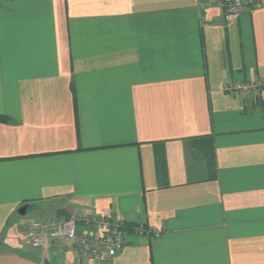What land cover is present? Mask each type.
Returning <instances> with one entry per match:
<instances>
[{"label": "crops", "instance_id": "0c3cea01", "mask_svg": "<svg viewBox=\"0 0 264 264\" xmlns=\"http://www.w3.org/2000/svg\"><path fill=\"white\" fill-rule=\"evenodd\" d=\"M228 1L0 0V264H100L26 242L78 214L162 232L104 264H264V2Z\"/></svg>", "mask_w": 264, "mask_h": 264}, {"label": "built area", "instance_id": "2783aa9c", "mask_svg": "<svg viewBox=\"0 0 264 264\" xmlns=\"http://www.w3.org/2000/svg\"><path fill=\"white\" fill-rule=\"evenodd\" d=\"M264 0H230L225 5V18L244 11L260 8ZM264 88V79L248 81L229 88L249 93ZM90 226L94 232H84L81 226ZM131 229L142 237L159 238L161 231L144 223L130 224L123 220H109L98 214H78L61 218L53 223L36 222L26 233V242L33 248H44L50 239L61 240L72 245L75 257L92 259L100 264L112 261L123 250L127 231Z\"/></svg>", "mask_w": 264, "mask_h": 264}, {"label": "water", "instance_id": "95a60500", "mask_svg": "<svg viewBox=\"0 0 264 264\" xmlns=\"http://www.w3.org/2000/svg\"><path fill=\"white\" fill-rule=\"evenodd\" d=\"M26 213V208H23L21 211H20V214L21 215H24Z\"/></svg>", "mask_w": 264, "mask_h": 264}, {"label": "trees", "instance_id": "16d2710c", "mask_svg": "<svg viewBox=\"0 0 264 264\" xmlns=\"http://www.w3.org/2000/svg\"><path fill=\"white\" fill-rule=\"evenodd\" d=\"M6 120L4 117L0 116V121Z\"/></svg>", "mask_w": 264, "mask_h": 264}, {"label": "rangeland", "instance_id": "374dc122", "mask_svg": "<svg viewBox=\"0 0 264 264\" xmlns=\"http://www.w3.org/2000/svg\"><path fill=\"white\" fill-rule=\"evenodd\" d=\"M225 4V3H224Z\"/></svg>", "mask_w": 264, "mask_h": 264}]
</instances>
